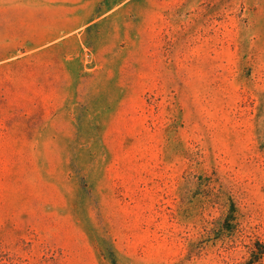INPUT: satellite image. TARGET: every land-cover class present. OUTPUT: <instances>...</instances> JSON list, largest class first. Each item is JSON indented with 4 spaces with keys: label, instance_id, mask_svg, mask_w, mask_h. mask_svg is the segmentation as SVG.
<instances>
[{
    "label": "rangeland",
    "instance_id": "obj_1",
    "mask_svg": "<svg viewBox=\"0 0 264 264\" xmlns=\"http://www.w3.org/2000/svg\"><path fill=\"white\" fill-rule=\"evenodd\" d=\"M0 264H264V0H0Z\"/></svg>",
    "mask_w": 264,
    "mask_h": 264
}]
</instances>
